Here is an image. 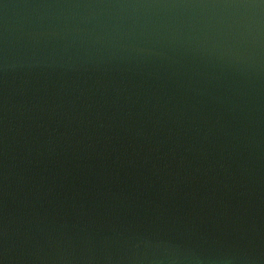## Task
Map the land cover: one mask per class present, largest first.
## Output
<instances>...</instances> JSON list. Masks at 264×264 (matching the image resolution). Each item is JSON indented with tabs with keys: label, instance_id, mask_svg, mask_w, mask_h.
<instances>
[{
	"label": "water",
	"instance_id": "1",
	"mask_svg": "<svg viewBox=\"0 0 264 264\" xmlns=\"http://www.w3.org/2000/svg\"><path fill=\"white\" fill-rule=\"evenodd\" d=\"M0 264H264V0H0Z\"/></svg>",
	"mask_w": 264,
	"mask_h": 264
}]
</instances>
